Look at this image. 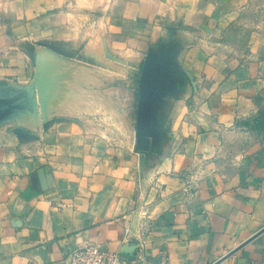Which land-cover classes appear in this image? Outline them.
Segmentation results:
<instances>
[{
    "label": "crops",
    "instance_id": "0c3cea01",
    "mask_svg": "<svg viewBox=\"0 0 264 264\" xmlns=\"http://www.w3.org/2000/svg\"><path fill=\"white\" fill-rule=\"evenodd\" d=\"M104 48L128 59L115 79L137 135L76 116L0 126V264H68L85 240L264 264V0H0L1 82Z\"/></svg>",
    "mask_w": 264,
    "mask_h": 264
},
{
    "label": "rangeland",
    "instance_id": "374dc122",
    "mask_svg": "<svg viewBox=\"0 0 264 264\" xmlns=\"http://www.w3.org/2000/svg\"><path fill=\"white\" fill-rule=\"evenodd\" d=\"M36 60L27 82H0V126L39 130L56 117L76 116L101 125L113 136L136 137L126 96L119 87L127 58L103 49L92 66L53 54ZM82 91V92H81ZM131 121V120H130Z\"/></svg>",
    "mask_w": 264,
    "mask_h": 264
},
{
    "label": "built area",
    "instance_id": "2783aa9c",
    "mask_svg": "<svg viewBox=\"0 0 264 264\" xmlns=\"http://www.w3.org/2000/svg\"><path fill=\"white\" fill-rule=\"evenodd\" d=\"M68 264H168L164 256L157 260L146 257L139 249L131 254L109 251L92 240H85L67 256Z\"/></svg>",
    "mask_w": 264,
    "mask_h": 264
},
{
    "label": "water",
    "instance_id": "95a60500",
    "mask_svg": "<svg viewBox=\"0 0 264 264\" xmlns=\"http://www.w3.org/2000/svg\"><path fill=\"white\" fill-rule=\"evenodd\" d=\"M165 26L170 27V28H177L179 26V22H173L171 20H168L165 23ZM56 51L60 52L59 50H56ZM148 62H149V59L146 58L145 61H144V63H143V65H142L141 74H140V80H139V100H140V103L142 102V98H143L144 79H145V72H146V67H147ZM140 117H141V107L139 108V111H138V121L140 120ZM136 132H137V130H136ZM256 234H254V235H256ZM246 241L247 240H245L244 242H242L239 246H237L233 250H230L226 255H229L230 253H232L233 251H235L238 247H240ZM129 250H131V247H129V246H127L126 248H124V251L125 252H128L129 253Z\"/></svg>",
    "mask_w": 264,
    "mask_h": 264
},
{
    "label": "bare ground",
    "instance_id": "6f19581e",
    "mask_svg": "<svg viewBox=\"0 0 264 264\" xmlns=\"http://www.w3.org/2000/svg\"><path fill=\"white\" fill-rule=\"evenodd\" d=\"M82 92V91H81Z\"/></svg>",
    "mask_w": 264,
    "mask_h": 264
}]
</instances>
